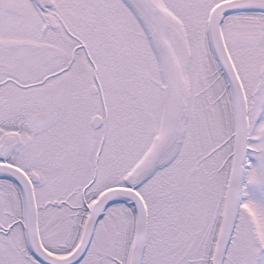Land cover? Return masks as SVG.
<instances>
[{
    "label": "snow or ice",
    "instance_id": "6c2138e0",
    "mask_svg": "<svg viewBox=\"0 0 264 264\" xmlns=\"http://www.w3.org/2000/svg\"><path fill=\"white\" fill-rule=\"evenodd\" d=\"M0 264H264V0H0Z\"/></svg>",
    "mask_w": 264,
    "mask_h": 264
}]
</instances>
